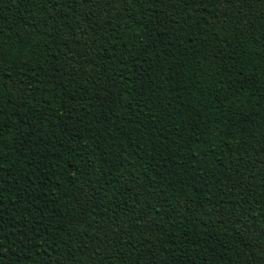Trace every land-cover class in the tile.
<instances>
[{"label":"trees","instance_id":"1","mask_svg":"<svg viewBox=\"0 0 264 264\" xmlns=\"http://www.w3.org/2000/svg\"><path fill=\"white\" fill-rule=\"evenodd\" d=\"M0 264H264V0H0Z\"/></svg>","mask_w":264,"mask_h":264}]
</instances>
